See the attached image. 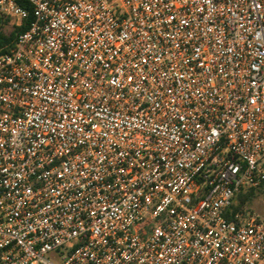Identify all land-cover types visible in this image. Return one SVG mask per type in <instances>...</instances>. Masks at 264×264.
<instances>
[{
	"label": "built area",
	"instance_id": "obj_1",
	"mask_svg": "<svg viewBox=\"0 0 264 264\" xmlns=\"http://www.w3.org/2000/svg\"><path fill=\"white\" fill-rule=\"evenodd\" d=\"M12 35L0 264H264L227 216L264 182V0H0Z\"/></svg>",
	"mask_w": 264,
	"mask_h": 264
},
{
	"label": "rangeland",
	"instance_id": "obj_2",
	"mask_svg": "<svg viewBox=\"0 0 264 264\" xmlns=\"http://www.w3.org/2000/svg\"><path fill=\"white\" fill-rule=\"evenodd\" d=\"M235 203L237 205L238 201L235 200ZM243 211L244 212L241 214L244 215V217L258 215L264 219V186L261 187L259 191H256L254 196L251 197L250 201H248L243 206ZM49 258L56 262H60V258H58L56 255H50Z\"/></svg>",
	"mask_w": 264,
	"mask_h": 264
},
{
	"label": "trees",
	"instance_id": "obj_3",
	"mask_svg": "<svg viewBox=\"0 0 264 264\" xmlns=\"http://www.w3.org/2000/svg\"><path fill=\"white\" fill-rule=\"evenodd\" d=\"M21 4L23 6H25L26 8H29L28 3L24 2V1H20ZM30 9V8H29ZM24 29V28H23ZM12 38H14V35L11 36V38H6V37H1L0 38V46L3 45L6 42H10V40H12ZM262 168L264 170V163L262 164ZM264 186V182L258 187V188H250L246 191H242L236 198V200L238 201V204L236 205V203L234 202L232 204V206L230 207L227 216L228 218H232L233 215H235L236 213H242L243 211V206L250 201L251 197L254 196L256 191H259V189L261 187Z\"/></svg>",
	"mask_w": 264,
	"mask_h": 264
}]
</instances>
